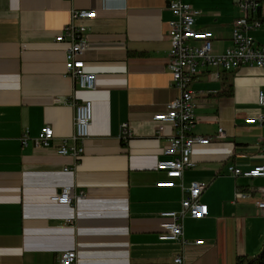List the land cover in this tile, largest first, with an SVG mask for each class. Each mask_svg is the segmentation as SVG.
Listing matches in <instances>:
<instances>
[{"label":"crops","instance_id":"0c3cea01","mask_svg":"<svg viewBox=\"0 0 264 264\" xmlns=\"http://www.w3.org/2000/svg\"><path fill=\"white\" fill-rule=\"evenodd\" d=\"M184 1L199 12L195 30L213 34L214 53L231 46L232 22L240 16L234 0ZM90 9L96 18L78 22L87 29L81 59L97 84L83 91L64 76L67 44L55 38L72 10ZM257 17L262 24L249 35L264 46V0ZM171 19L167 0H0V264H60L66 252L75 253V264H172L178 255L185 264H235L260 249L264 217L255 202L264 181L226 172L261 162L262 129L245 124L259 114L264 68L257 67L202 68L191 83L190 134L213 142L194 147L195 167L183 174L184 187L206 184L200 201L208 209L201 220L184 219L183 235L205 245L158 240L160 214L179 211L183 198L179 186L156 187L166 181L156 164L165 159L171 129L157 137L152 117L178 96L165 70ZM70 98L92 104L78 163L56 154L73 134L74 110L60 103ZM44 126L54 141L36 148L32 140ZM67 186L85 198L52 203L50 196ZM236 192L245 197L236 199Z\"/></svg>","mask_w":264,"mask_h":264},{"label":"built area","instance_id":"2783aa9c","mask_svg":"<svg viewBox=\"0 0 264 264\" xmlns=\"http://www.w3.org/2000/svg\"><path fill=\"white\" fill-rule=\"evenodd\" d=\"M237 4L240 16L232 22L231 46L222 53H214L213 34L207 31L195 30V18L199 12L194 10L184 0H167V10L172 19L168 25L169 52L165 63V70L171 76V86L177 90L178 96L166 106L164 113L155 114L152 121L156 126V136L164 133L166 126L171 129V135L163 149L165 159L156 164V170L166 176V181L156 184L157 188H174L179 186L183 193L179 211L163 212L160 214L158 240L161 242H173L181 246L202 247L203 241L188 242L183 235V221L186 218L201 220L208 215L207 206L201 203V195L207 189L204 183H191L184 187L181 183L185 171L195 167L192 161V152L195 146H205L213 142V139L193 136L190 130L195 123L193 96L190 90L191 83L197 79L202 68H215L222 72H233L241 67L264 68V46L257 45L249 35L251 30L258 29L262 21L258 12L262 0H234ZM96 18L95 10H72L70 22L64 26L56 36V43H66L65 72L73 85L83 91H94L97 79L95 74L85 71V63L81 56L87 51V29L78 22L93 20ZM71 105L74 110L73 134L69 139H63L56 148L59 156H69L75 163L80 161L84 151L83 143L89 137V124L92 118V104L89 101L77 102L74 98L69 101H61ZM257 106L259 114L248 120L247 125H258L263 132V140L259 146L260 164L242 171L239 168L228 166L226 172L233 178L245 180L264 181V88L257 94ZM217 135H223L218 129ZM122 137L127 140L131 133L127 125L122 126ZM29 138L23 134L21 143L27 145ZM54 141V133L51 127L41 128L38 136L32 140L36 148H49ZM69 141V145H68ZM69 169L65 168L64 171ZM258 198L255 207L264 217V185L258 188ZM245 196L236 192L235 198ZM85 194H75L73 187L67 186L50 196V201L60 206H71L75 200L84 199ZM73 220L66 221L72 225ZM74 252H66L60 258V264H75ZM172 264H185L183 255L173 258Z\"/></svg>","mask_w":264,"mask_h":264},{"label":"trees","instance_id":"16d2710c","mask_svg":"<svg viewBox=\"0 0 264 264\" xmlns=\"http://www.w3.org/2000/svg\"><path fill=\"white\" fill-rule=\"evenodd\" d=\"M263 21H264V18H263ZM222 93H218V94H216L214 96L221 95ZM257 258H258L257 259L258 260V264H264V248H263L262 254L259 257H257ZM235 264H251V260H249L248 256H241V257H237L236 258Z\"/></svg>","mask_w":264,"mask_h":264},{"label":"rangeland","instance_id":"374dc122","mask_svg":"<svg viewBox=\"0 0 264 264\" xmlns=\"http://www.w3.org/2000/svg\"><path fill=\"white\" fill-rule=\"evenodd\" d=\"M263 248H264V239H263L261 247L257 251V253L254 256L249 257V260H251V264H258V260H257L258 258L257 257H259L262 254Z\"/></svg>","mask_w":264,"mask_h":264}]
</instances>
